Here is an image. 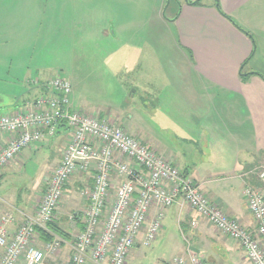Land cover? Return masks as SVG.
I'll return each instance as SVG.
<instances>
[{"label": "crops", "instance_id": "obj_1", "mask_svg": "<svg viewBox=\"0 0 264 264\" xmlns=\"http://www.w3.org/2000/svg\"><path fill=\"white\" fill-rule=\"evenodd\" d=\"M188 1H179V12L171 19L174 27L169 33L179 52L188 54V72L192 71L202 83L197 86H203V93L215 90L211 98L208 93L205 98L202 94L201 103L192 88L187 90L183 78L177 82L176 74L165 83L170 88L173 86L172 90L164 85L160 87L156 80L147 82L156 92L149 91V84L146 86L147 83L142 84L140 80L122 83V86L126 85V92L129 87H134L126 94L127 101L133 102V93L138 87L142 90V94L134 100L136 103L130 107L125 108L123 101L103 110L83 104L74 107L83 112L108 116L191 177L224 213L236 218L246 229L255 231L256 224L243 197V189L251 186L264 191V183L255 172L258 170L255 166L264 165V0H201L199 5ZM217 3L239 27L220 13ZM54 4L52 0H0V29H13L16 35H28L31 49V39L36 38L39 27L40 31L53 28L51 21L42 23V20L54 15ZM58 4L61 5V2L58 1ZM113 31L112 35L115 34ZM26 46L24 42L19 48L27 50ZM241 64L243 68H248L245 71L242 68V71L253 72L251 74L255 76L250 75L248 81H244L240 75ZM34 75L26 73L21 78L12 76L10 80L1 81V85H9L7 93L12 91L14 95L7 101L3 95L0 106H8L12 113L26 101L44 94L45 89L41 84L46 78L40 80L38 72ZM232 96L238 100L230 106L228 101ZM71 101L75 105L73 90ZM224 105L229 107L226 114L223 112ZM70 134L69 127L60 125L54 136L41 140L46 142L45 147L48 148L46 159L41 163V175L44 176L37 190L26 197V204L15 206L0 194V211H9L14 215L8 224L9 234H13L25 216L35 212ZM258 134L261 136L255 139ZM3 138L0 136V142ZM41 141L25 149L26 155L34 151L39 142L42 144ZM24 151L3 166L0 175H9L18 164L15 162L25 155ZM114 153L115 156L120 155L116 150ZM122 158L139 168L133 160L126 156ZM257 160L259 164H256ZM94 172V165L91 164L86 170L74 171L67 179L52 219L53 226L62 235L48 229L52 235L61 238V246L55 253L46 254L44 264H68L76 235L83 228L82 212L88 205V192L93 186ZM121 179L112 172L106 210L114 199ZM155 210L156 207L152 206L150 216ZM169 210L177 213L179 229L189 231L199 242V247L190 245V248L209 264H251L236 240L198 216L180 197L164 209V213ZM36 233L35 242L37 246L43 247L46 241L38 231ZM142 238L143 231L137 235L136 245L142 244ZM204 247H212L215 251L210 261L202 255ZM183 254H188L187 248ZM86 264L95 263L87 260Z\"/></svg>", "mask_w": 264, "mask_h": 264}, {"label": "built area", "instance_id": "obj_2", "mask_svg": "<svg viewBox=\"0 0 264 264\" xmlns=\"http://www.w3.org/2000/svg\"><path fill=\"white\" fill-rule=\"evenodd\" d=\"M47 92L26 101L12 113L0 114V169L34 143L55 135L60 125L71 129L60 161L53 168L35 212L25 216L13 234L8 224L14 219L0 211V264H44L47 253H55L61 238L54 236L37 246V227L51 222L69 176L94 165V182L88 205L82 212L83 228L77 233L68 264H127L129 251L143 231L142 244L149 245L158 234L164 209L180 197L198 216L236 240L251 264H264V191L247 186L243 197L255 231L224 213L192 178L154 149L141 143L108 116L87 114L71 102V84L63 76L46 82ZM120 153L115 156L114 151ZM122 156L133 160L130 165ZM122 177L112 203L111 174ZM264 182V166L258 171ZM156 207L150 216V209ZM146 224V225H145ZM188 254L174 258L178 264H209L187 247Z\"/></svg>", "mask_w": 264, "mask_h": 264}, {"label": "rangeland", "instance_id": "obj_3", "mask_svg": "<svg viewBox=\"0 0 264 264\" xmlns=\"http://www.w3.org/2000/svg\"><path fill=\"white\" fill-rule=\"evenodd\" d=\"M52 1L55 3L54 15H49L50 19H43L42 23L51 21L53 28L40 31L39 27L36 38L31 39V49L28 35H16L13 29H0V82L8 78L10 80L12 76L21 78L26 73L34 77L36 72L40 80L63 76L69 80L75 93L74 106L78 104L80 107L83 104L100 110L114 107L122 101L125 108L136 103L134 100L142 94V90L138 87L133 93V102L127 101L126 94L134 87H129L126 92V85L122 86V83L140 80L142 84H146L156 80L160 87L164 85L169 89L170 86L165 83L176 74L177 82L183 78L187 90L192 88L201 103L203 97H208L207 93L210 98L213 96L215 90L203 93V86H197L202 83L192 71L188 72V54L179 52L169 33L174 27L171 19L179 12L180 0ZM112 30L114 35L111 34ZM24 42L27 50H21ZM243 70H248L247 66ZM244 71L242 72L245 73ZM250 75L255 76L248 74L244 81H248ZM8 87L7 84H0V99L4 95L7 101L14 95L12 91L7 93L10 90H7ZM147 88L156 92L151 84ZM172 88L173 86L170 89ZM221 95L224 96L223 91ZM237 100L232 96L228 102L232 106ZM224 106L223 112L226 114L229 107ZM134 108H131V112ZM11 111L8 106H0V114ZM260 136L261 134L256 135L255 139ZM45 145L46 142H39L29 155H26L24 149L25 155L15 162L18 164L10 174L0 175V194L13 205L21 207L26 204V197L40 186L44 176L41 175V163L48 153ZM262 156L264 158V153ZM256 164H259L258 160ZM260 166H255V169H261ZM259 179L264 183L260 177ZM190 245L200 246L189 231L179 229L177 213L169 210L164 213L154 240L149 245L139 243L134 246L128 255V262L178 264L174 258L184 255L185 248ZM213 252L212 247H204L202 255L210 261Z\"/></svg>", "mask_w": 264, "mask_h": 264}, {"label": "trees", "instance_id": "obj_4", "mask_svg": "<svg viewBox=\"0 0 264 264\" xmlns=\"http://www.w3.org/2000/svg\"><path fill=\"white\" fill-rule=\"evenodd\" d=\"M188 2H189L190 4H195V5H199V4H201V0H190V1H188ZM217 8H218V10L220 11L221 14H223L225 17H227V18H228L231 22H233V24H235L237 27H239L229 15H227L225 12H223V11L221 10V8H220V6L218 5V3H217ZM178 10H179V8H178ZM243 65H244V63H243ZM241 66H242V65H241ZM242 68H243V66L241 67L240 75H241V78H242L243 80H245V79H246L245 76L248 75V74H251V73H253V72H246V73H243V72H242ZM50 78H51V77H50ZM50 78L46 79V81H44V82L41 84L42 87L45 89V92H47L46 82H47ZM180 171H181V170H180ZM181 172H182V171H181ZM182 174H183V175H186L184 172H182ZM186 176H188V175H186ZM190 178H191V177H190ZM192 180H193V179H192ZM193 181H194V180H193ZM194 182H195V181H194ZM36 229H37V231L39 232V234H40V236L42 237V239L45 240V241H50V240L54 237V235H52V234L48 231V229L54 231L55 233H57V234H59V235H62V233H60V231L58 230V228H56L55 226H53L52 221L49 222V223H47L46 228L37 227Z\"/></svg>", "mask_w": 264, "mask_h": 264}]
</instances>
